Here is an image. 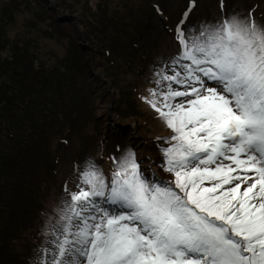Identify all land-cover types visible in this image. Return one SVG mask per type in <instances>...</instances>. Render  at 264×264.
<instances>
[{
    "label": "snow or ice",
    "instance_id": "1",
    "mask_svg": "<svg viewBox=\"0 0 264 264\" xmlns=\"http://www.w3.org/2000/svg\"><path fill=\"white\" fill-rule=\"evenodd\" d=\"M176 39L141 97L170 129V179L131 151L107 182L89 167L41 264H264V25L234 16Z\"/></svg>",
    "mask_w": 264,
    "mask_h": 264
},
{
    "label": "rangeland",
    "instance_id": "2",
    "mask_svg": "<svg viewBox=\"0 0 264 264\" xmlns=\"http://www.w3.org/2000/svg\"><path fill=\"white\" fill-rule=\"evenodd\" d=\"M106 3L101 12L99 4ZM154 3L156 8L148 0H0V30L10 43L0 63V85L23 78L22 73L5 72L17 64L10 60L16 50L25 52L22 63L34 73L43 68L56 72L62 64H77L79 69L68 80L70 91L57 113L46 129L37 131V137L21 135L14 142V132L2 129L0 264H41L51 258L45 250L53 245L42 242L50 236L53 241L63 223L60 217L70 214L67 202L69 193L78 190V178L92 166L104 174L106 182L111 177L107 164V171L103 167L105 161L99 162L102 139L114 171V159L129 151L138 163L140 157L142 166L141 153L147 150L162 162L160 148L151 138L170 131L154 119L141 97L151 98L148 89L157 87L156 73L178 57V26L197 34L234 16L264 25V0ZM75 9H84L87 15ZM130 120L138 124L141 148L135 144ZM144 140L149 141L147 149ZM141 170L149 179L145 168Z\"/></svg>",
    "mask_w": 264,
    "mask_h": 264
},
{
    "label": "trees",
    "instance_id": "3",
    "mask_svg": "<svg viewBox=\"0 0 264 264\" xmlns=\"http://www.w3.org/2000/svg\"><path fill=\"white\" fill-rule=\"evenodd\" d=\"M155 1L148 0V3L153 5ZM105 7H107V3L103 7L102 4H99L98 9L102 12ZM76 11L87 15L84 9ZM110 19L114 22L118 20L114 17H110ZM9 45L5 31L0 30V63L3 62L4 52L9 48ZM24 54L25 52L16 50V57L10 60H17V64L5 71L8 74L19 76L22 73V80L17 83L10 81L0 85V134L4 128L7 132H14L12 133L14 142H17L21 135L37 137V131L47 128L48 120L57 113L58 104L70 91L71 84L68 83V80L74 76L76 71H79L77 64L73 66L62 64L56 68L57 73L46 71L44 68L34 73L32 68L30 69L26 63H22L25 58ZM7 62L12 61L6 60ZM30 87H33L34 90H30ZM1 153L5 154V151L1 149ZM1 160L0 156V162Z\"/></svg>",
    "mask_w": 264,
    "mask_h": 264
},
{
    "label": "bare ground",
    "instance_id": "4",
    "mask_svg": "<svg viewBox=\"0 0 264 264\" xmlns=\"http://www.w3.org/2000/svg\"><path fill=\"white\" fill-rule=\"evenodd\" d=\"M133 120H130L129 123H132ZM134 124V125H133ZM131 125H133V130H132V133H133V136H135L134 140L136 141L135 144H137L139 146V148H141V137H140V133H138V130H137V126L138 124H135V123H132ZM137 146V147H138ZM150 154V153H149ZM147 152H143L141 153V156L143 158V162H144V165L143 167L145 168V171L149 177V180H152V179H156V180H159L160 178L163 179V178H170V174L166 175H162L163 171L160 170L157 162L155 161L156 160V157L154 156H150ZM153 173H155V177H153ZM166 176V177H165ZM169 180V179H168ZM73 190H76V188H72ZM78 191V190H77Z\"/></svg>",
    "mask_w": 264,
    "mask_h": 264
},
{
    "label": "water",
    "instance_id": "5",
    "mask_svg": "<svg viewBox=\"0 0 264 264\" xmlns=\"http://www.w3.org/2000/svg\"><path fill=\"white\" fill-rule=\"evenodd\" d=\"M71 18H74V17H71Z\"/></svg>",
    "mask_w": 264,
    "mask_h": 264
}]
</instances>
